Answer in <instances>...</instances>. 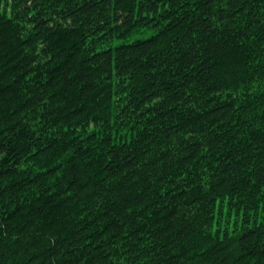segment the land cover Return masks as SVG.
Listing matches in <instances>:
<instances>
[{"label": "trees", "instance_id": "trees-1", "mask_svg": "<svg viewBox=\"0 0 264 264\" xmlns=\"http://www.w3.org/2000/svg\"><path fill=\"white\" fill-rule=\"evenodd\" d=\"M0 264H264V0H0Z\"/></svg>", "mask_w": 264, "mask_h": 264}]
</instances>
